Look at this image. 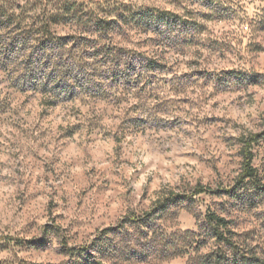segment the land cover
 Segmentation results:
<instances>
[{"label":"clouds","instance_id":"obj_1","mask_svg":"<svg viewBox=\"0 0 264 264\" xmlns=\"http://www.w3.org/2000/svg\"><path fill=\"white\" fill-rule=\"evenodd\" d=\"M0 264H264V0H0Z\"/></svg>","mask_w":264,"mask_h":264}]
</instances>
